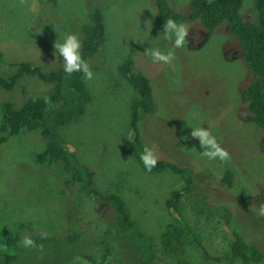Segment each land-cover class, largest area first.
<instances>
[{
    "label": "rangeland",
    "instance_id": "obj_1",
    "mask_svg": "<svg viewBox=\"0 0 264 264\" xmlns=\"http://www.w3.org/2000/svg\"><path fill=\"white\" fill-rule=\"evenodd\" d=\"M190 2L169 3L175 11L186 13ZM254 5L255 0H244L240 14L245 21H258L261 16L264 31V14H256ZM95 8L102 25V41L89 64L93 79L86 82L79 72L73 73L64 90L74 99L70 107L49 112L48 125L77 163L93 173L94 189L118 194L125 202L129 221L134 224L124 226L111 206L99 207L77 187L65 188L59 168L36 160L45 140L20 134L0 144V263L10 254L4 245L6 237L23 239L28 235L42 240L41 234H46L43 239L49 240L42 249H23L21 262L17 259L14 264H93L82 257H106L104 242L113 247L115 258L128 256L137 248L145 260L152 261L154 254L157 264H174L173 258L163 256L158 249L151 251L149 243L160 245L162 234L176 222L166 203L173 191L189 183L186 176L168 170L148 172L134 159L130 150L134 138L132 112L142 98L121 74L120 67L128 58L135 61L136 71L149 79L156 103L151 113H139L137 126L146 146L153 148L158 161L194 171L200 167L197 181L190 179L194 188L207 193L210 204L228 208L233 215L232 228L248 243L264 250V217L258 215L264 203V150L259 145L262 134L240 99L251 70L237 56V38L226 24L209 34L200 21H179L189 27V43L174 49L176 59L170 64H161L144 54L146 49L165 53L173 49L172 42L165 40L163 31L155 26L152 0H57L55 5L47 0H26L24 5L19 0H0V70L14 62L48 70L61 67L62 58L55 53L54 43L62 42L68 33L81 40L84 28L92 25L90 15ZM28 81L8 98L17 100L41 89L38 81ZM5 95L0 91V98L6 99ZM65 118L72 119L63 121ZM196 127L208 129L231 159L221 162L202 157L199 141L191 137ZM226 174L231 177L230 186L223 182ZM248 196L260 200L241 206L240 201ZM211 222L229 248L226 223L214 215ZM106 231L110 235L105 236ZM73 235L78 237L75 243ZM183 251L180 258L189 264L205 261L193 244ZM221 264L241 263L230 259Z\"/></svg>",
    "mask_w": 264,
    "mask_h": 264
},
{
    "label": "trees",
    "instance_id": "obj_2",
    "mask_svg": "<svg viewBox=\"0 0 264 264\" xmlns=\"http://www.w3.org/2000/svg\"><path fill=\"white\" fill-rule=\"evenodd\" d=\"M152 1L156 8L155 26L160 31H163L165 20L172 18L177 23L182 20L200 21L201 25L208 29L209 34L219 25L226 24L227 30L236 36L240 48V53L237 56L242 58L251 70V78L247 87L240 90V99L247 106L251 122L261 131L259 145L264 150V31L262 30L263 25L260 16V14H264V0H255L252 9L260 16L258 21H245L243 19L240 10L244 0H191L189 11L186 13L175 11L169 3L170 0ZM47 2L55 5L57 0H47ZM90 16L92 25L84 28L83 37L81 38V55L88 64L94 60L102 41V25L98 10L95 8ZM90 67L93 70V67ZM120 69L126 81L134 87L142 98L140 102L134 104L132 112L131 130L134 138L130 144V150L134 159L146 170L140 160L146 142L140 136L137 124L139 113L144 116L154 111L156 103L152 86L146 76L136 71L135 61L132 58H128ZM0 71V91L7 93L5 95L6 99L0 98V144L10 137L26 133L34 134L39 139L45 140L43 151L36 156L39 164L48 167L55 165L62 172L59 175L61 180L64 178L65 188L75 186L97 201L99 207L100 205H102V208L111 206L115 210V218L119 222L124 226H132L134 222L129 221L125 202L119 198L118 194H103L96 191L93 186V173L77 163L73 154L66 151L64 141L49 128L48 113L56 111L58 108L70 107V102L74 99V97H68L64 90L65 82L73 74L68 76L63 71V65L57 69L48 70L28 62L10 63L5 70ZM80 75L83 76L82 73ZM28 80L40 82H36V84L41 89L31 92L23 98L19 96L17 100L8 98V95L13 94L15 91L19 92L22 82L27 83ZM80 84H82V77H80ZM46 97L50 99V104L45 103ZM72 116L74 115H70V117ZM69 119L72 118H65L63 121ZM167 170L178 176H186L189 186L171 193L166 206L170 209L171 214L177 218L175 219L176 222L169 224L166 232L162 234L160 245L149 243L150 248H152L151 251L158 249L163 256L173 258L174 264H189L180 256L183 257V250L188 244H193L205 258L202 264H221L230 259L237 260L241 264L263 263V248L256 243H248L232 228V212L228 208L222 207V205L210 204L207 193L197 191L194 188L190 179L197 181L196 176L200 172V167L197 171H194L187 167L179 168L159 160L157 165L148 172L161 173ZM223 182L230 186L231 177L229 174L225 175ZM258 198L252 196L243 198L240 201L241 206L245 203L250 205L253 200H260ZM213 215L219 221L223 220L230 230L229 248L226 247L225 242L220 238L219 232L212 225ZM106 235H110L109 231L105 232ZM112 237L117 239L118 234ZM31 238L38 247L24 248L21 244H18V241L22 239L17 236L6 237L4 245L8 248L10 254L6 255L5 262L0 264H14L17 259L20 263L21 259L19 257L23 255V249L28 252L40 248V245L49 240ZM77 239L78 237L73 235V243ZM104 244L108 253L106 257L92 260L83 256L82 259L84 258L93 264H157L154 254L152 261L145 260L143 253L137 248H130L132 251L128 256L123 254L121 257L117 256L115 258L114 256L117 253L113 255V247L106 242ZM145 254L146 249L144 250ZM56 260L59 262L61 257L58 256Z\"/></svg>",
    "mask_w": 264,
    "mask_h": 264
},
{
    "label": "clouds",
    "instance_id": "obj_3",
    "mask_svg": "<svg viewBox=\"0 0 264 264\" xmlns=\"http://www.w3.org/2000/svg\"><path fill=\"white\" fill-rule=\"evenodd\" d=\"M19 3L24 5L26 0H19ZM188 36L189 27L187 24L183 22L177 23L174 19L168 18L163 24V38L172 42L173 49L166 53L159 49H146L144 54L150 56L153 63L170 64L176 59L174 49L185 47L189 43ZM53 47L55 53L62 58L63 71L68 76L79 72L82 73L86 82L93 79L94 74L90 65L82 58V42L78 35L68 33L62 42L56 41ZM45 103L50 104V99L46 97ZM191 137L199 141L200 148L202 149L200 155L209 161L218 159L221 162H226L231 159L229 152L220 145L216 137L208 129L196 127L192 129ZM140 160L147 171H151L158 163L155 151L153 148L147 146L143 148ZM258 215L264 217V203L260 204ZM41 238H46V234H41ZM20 244L24 248L38 247L36 242L27 235L24 236ZM39 247L42 249L43 246L40 245Z\"/></svg>",
    "mask_w": 264,
    "mask_h": 264
},
{
    "label": "flooded vegetation",
    "instance_id": "obj_4",
    "mask_svg": "<svg viewBox=\"0 0 264 264\" xmlns=\"http://www.w3.org/2000/svg\"><path fill=\"white\" fill-rule=\"evenodd\" d=\"M203 39H204V35H203Z\"/></svg>",
    "mask_w": 264,
    "mask_h": 264
},
{
    "label": "bare ground",
    "instance_id": "obj_5",
    "mask_svg": "<svg viewBox=\"0 0 264 264\" xmlns=\"http://www.w3.org/2000/svg\"><path fill=\"white\" fill-rule=\"evenodd\" d=\"M126 9V8H125ZM128 17V16H127ZM42 28V27H41Z\"/></svg>",
    "mask_w": 264,
    "mask_h": 264
}]
</instances>
